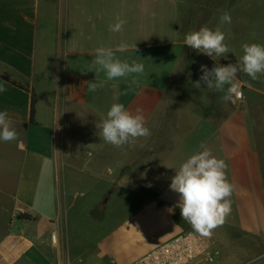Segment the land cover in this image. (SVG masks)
<instances>
[{
    "label": "crops",
    "instance_id": "0c3cea01",
    "mask_svg": "<svg viewBox=\"0 0 264 264\" xmlns=\"http://www.w3.org/2000/svg\"><path fill=\"white\" fill-rule=\"evenodd\" d=\"M150 1L184 5L186 0ZM246 3L241 2L240 57L244 43L258 42L249 38L253 25L244 19ZM130 8L150 14L163 10ZM255 27L258 31L259 24ZM140 33L129 41L135 56L119 57L144 64L131 91L121 94L131 83L129 77L107 81L90 93L89 82L106 80L105 73L92 65L99 47V4L0 0V87L5 89L0 92V111H8L18 132L17 140L0 141V264H130L141 258L191 227L181 217L179 195L170 183L180 165L202 150L201 144L226 162L227 178L234 186L231 212L225 219L234 235L216 264H264V75L253 81L241 72L247 101L232 108L221 99L223 93L213 91L227 115L219 122L203 116L184 128L183 120L166 116L173 79L200 78L201 65L210 69L231 53L217 61L186 46L184 38L168 41L162 28ZM181 33L183 26L175 25L176 36ZM121 42L109 39L104 44ZM3 74L23 87L3 80ZM151 77L160 79H146ZM204 88L209 102L212 90ZM33 98L35 123H31ZM113 103H123L133 113L141 108L151 135L138 139L151 147L160 142V157L141 188L118 180L119 165H110L112 176L104 178L105 170L94 167L99 150L89 148L95 145L88 135L80 138L81 153L72 147L77 139L70 131L71 122L76 119L96 129L79 114L84 111L101 121ZM87 195L88 202L81 203L79 197ZM121 197L138 206L100 232L99 227L106 225L89 215L104 200L108 208ZM20 215L33 220H21Z\"/></svg>",
    "mask_w": 264,
    "mask_h": 264
},
{
    "label": "rangeland",
    "instance_id": "374dc122",
    "mask_svg": "<svg viewBox=\"0 0 264 264\" xmlns=\"http://www.w3.org/2000/svg\"><path fill=\"white\" fill-rule=\"evenodd\" d=\"M84 4L90 6L92 4H99V47L114 48L117 46H112L109 44H104L109 39H119L129 45V41L134 39L135 32L138 36L142 35L140 32H148L149 30L155 31L162 28L163 36L168 38V41L175 42L181 41L185 38V35L193 30H198L204 24H209V28L214 29L219 25V18L222 13L227 11L231 15V23H225L221 25L222 31L227 34L226 43L229 45L231 51L229 53L236 54V57H240L241 50V2L244 1L247 6L244 9V19L246 18L252 25V36L249 38L258 39V44L264 45V0H186L184 5L181 3L172 4L171 1L167 3L164 2H151L150 0H83ZM157 3V4H156ZM144 5L157 7L159 12L157 14L153 12H134L130 7ZM115 6L122 7L124 9L117 10ZM114 7L113 9H111ZM167 8L166 12L164 11ZM257 7V8H256ZM150 9H148L149 11ZM257 11H259L257 16ZM166 16V17H165ZM118 19H123L126 23L123 26V30L120 32H112L109 30V26L112 22L116 23ZM256 23L259 24V29L257 31ZM175 25L183 26V33L176 36ZM250 31V30H249ZM250 31V32H251ZM249 43H255V41H249ZM136 52L128 49L126 52L120 53L116 52V56L132 57L135 56ZM228 54V53H227ZM226 56V54L224 55ZM222 56V57H224ZM218 58L216 60L218 61ZM212 67H210L211 69ZM147 80L157 81L160 79L158 77L146 78ZM199 80V77L193 78H174L173 79V98L169 102V109L167 110V118H177L179 122L183 120L184 128L193 125L201 117L211 118L216 122L221 121V119L227 115L228 111L219 106V101L217 99V93L213 91L208 94L211 99L209 102L205 100V86L197 87L195 82ZM239 83V89L243 92V100L238 101L235 99V94L232 100H229L232 108H237L241 106L243 102L247 101L248 97L244 92V84L241 80L237 79ZM188 85L189 89H181ZM250 98L252 94H248ZM254 99V98H253ZM255 114V109L252 110ZM81 113V112H80ZM82 120L88 121V124L99 123L100 120H96L91 114H87L82 111L79 114ZM80 116L77 118L79 119ZM75 121V122H74ZM89 124V125H90ZM94 125V127H96ZM174 125L173 127H175ZM88 127V128H87ZM80 125L78 120L74 119L70 124V131L72 135L77 139V143L72 144L73 149L76 153H81V147L79 143L82 140L80 138L82 135H88L93 140V145L89 146L91 150L98 149L99 155L93 159L94 167H99V170H105L103 173L104 178H109L112 173L109 171L110 165L122 166L119 172L118 180L125 179L130 185L137 187H143L145 177L151 176L150 172L154 166L153 162L158 160L160 157V149L157 144L154 143L151 147L150 144L145 145L143 139H137L135 143H129L122 147H114L111 144L105 143L102 138H100L99 130L96 128L91 129L90 126ZM172 127V126H170ZM95 129V130H94ZM98 135V137H97ZM97 138V139H96ZM80 140V141H79ZM172 143V142H170ZM155 146V149H154ZM78 160V157L76 158ZM97 165V166H96ZM103 170V171H104ZM101 175V174H100ZM110 186V185H108ZM100 189V191H105ZM88 197H79L83 204L88 202ZM106 197V196H105ZM104 197V198H105ZM101 215L99 224L102 223L106 226H100V232H104L107 226H115V223L121 221L126 217L133 209H135L138 204L134 205L132 200L127 203V198L121 197L111 203ZM138 201H136L137 203ZM103 203V202H102ZM99 206H101V204ZM98 206V207H99ZM86 207L82 205V209ZM87 208V207H86ZM85 213V212H83ZM91 218V214L89 215ZM89 220V219H88ZM92 220V218H91ZM89 225L92 223L88 221ZM93 224V223H92ZM108 224V225H107ZM99 229V230H100ZM217 260L211 263L202 264H216Z\"/></svg>",
    "mask_w": 264,
    "mask_h": 264
},
{
    "label": "clouds",
    "instance_id": "9594fccd",
    "mask_svg": "<svg viewBox=\"0 0 264 264\" xmlns=\"http://www.w3.org/2000/svg\"><path fill=\"white\" fill-rule=\"evenodd\" d=\"M126 22L118 19L114 25L109 26L112 32H120ZM231 23V15L227 11L221 14L219 25L214 29L207 25L198 30L188 32L184 44L189 48L205 54L216 60L231 51L225 42L227 34L222 31L221 25ZM135 48V45L133 46ZM129 45L121 42L113 51L112 48L98 47L92 65L97 72L103 71L105 81L89 82L88 91L95 92L103 88L107 81L132 77L129 87L122 95L131 91V85L137 83V77L143 75L144 64L135 60L128 62L116 56V52H126ZM242 56L237 64H216L211 69L206 65L200 66L202 75L195 82L197 87L201 84L208 89L223 93L224 102L232 100L233 95L239 96L238 73H244L255 81L264 75V45L258 43H244ZM251 87V84H248ZM5 89L0 87V92ZM99 136L105 143L114 147H122L135 143L140 137L151 135L145 126L143 110L137 108L135 112L128 110L123 103H113L106 113V117L96 123ZM18 139V132L9 117L7 110L0 111V141L8 143ZM201 151L194 153L181 165L171 178L170 189L179 195L178 207L184 221L192 229L204 237H210L212 231L225 222L231 212L230 197L234 186L228 180L227 164L223 159L215 157L211 150L203 144Z\"/></svg>",
    "mask_w": 264,
    "mask_h": 264
},
{
    "label": "built area",
    "instance_id": "2783aa9c",
    "mask_svg": "<svg viewBox=\"0 0 264 264\" xmlns=\"http://www.w3.org/2000/svg\"><path fill=\"white\" fill-rule=\"evenodd\" d=\"M235 99L243 100V92ZM233 228L224 222L210 237L196 233L192 227L164 241L130 264H202L216 261L227 247ZM56 241V236H52Z\"/></svg>",
    "mask_w": 264,
    "mask_h": 264
},
{
    "label": "trees",
    "instance_id": "16d2710c",
    "mask_svg": "<svg viewBox=\"0 0 264 264\" xmlns=\"http://www.w3.org/2000/svg\"><path fill=\"white\" fill-rule=\"evenodd\" d=\"M238 62L239 61H238L236 55L233 53L229 54L226 58H222L219 60V64H237ZM1 78L7 82H11L12 84H14L18 87H23L21 84L15 82V81H12L11 78L6 74L1 75ZM237 79L242 80L241 73H238ZM34 114H35V112H34V98H33L32 112H31V123H35ZM105 209H106V202H103L101 204V206L95 208L91 212V218L94 221L99 222L101 219V215L103 214ZM19 219H21V220H33V217L30 215H20Z\"/></svg>",
    "mask_w": 264,
    "mask_h": 264
}]
</instances>
